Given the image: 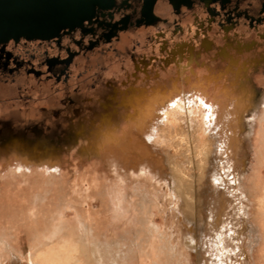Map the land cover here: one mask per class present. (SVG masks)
<instances>
[{
	"label": "rangeland",
	"instance_id": "374dc122",
	"mask_svg": "<svg viewBox=\"0 0 264 264\" xmlns=\"http://www.w3.org/2000/svg\"><path fill=\"white\" fill-rule=\"evenodd\" d=\"M28 52L36 51L31 49ZM78 72L79 75L77 76ZM84 72L81 65L79 71L75 72V81L80 79ZM30 76L32 75L21 74L22 78ZM252 77H250L249 82L250 88L256 89L260 93L262 89ZM41 79L50 81L52 85L43 89L35 84L37 78L34 77L33 83H23L22 87L16 88L13 93L0 94V120L3 122L7 121V116H4L7 111L14 112L13 118H11V120L14 119V123L20 122L23 120V116L18 115L19 110L28 108L29 104L33 107L38 105L46 108L48 106L47 101L43 102V100L49 99L52 102L53 98L51 99L50 95H57L59 92H63V94H59L60 100L57 103L53 101L49 107L53 112L57 108L64 109L54 116V118H59L58 124L45 122L43 125L39 121L35 122V120L25 118L27 121L24 120L25 122L20 123L23 126L21 129L14 132L3 131V135H0V148L2 149L13 137H18L24 141L48 140L51 142L50 145L54 147L55 154H59L56 160L60 162L55 170L46 167L44 161L37 162L38 159H33V165L28 167L18 162L15 169L17 181L13 185H0L2 190L0 193V264H135V256L128 252L129 249H132V230L135 231L140 228L142 239L150 232V223H147L145 219L143 221L139 214L142 205L151 207L153 218L160 226V233L154 235L153 239L155 242L157 241L155 247L157 248L159 244L162 248L161 252L164 257L162 263L171 261L170 259L175 262L178 259H174L177 255L168 254L170 253L168 247L179 244L184 233L177 215V206L181 199L180 186L176 175L172 173L168 156L169 154L176 155L182 166L191 162L190 156L183 152L182 147H188V143L192 142L194 134H196L198 147L194 155L196 166L191 171L197 173L199 178L196 184L190 182L189 193L194 198L198 197L199 199L203 198L205 194L217 196L219 203H221L222 197L225 199L224 210L221 209L220 211V208L217 207V209L213 208L212 211V218L217 216L218 222L216 220L206 222L208 211L205 209L202 212L204 215L206 214V217L202 216L205 223L197 222L195 226L194 220L188 222L189 229L186 233L194 236L197 243L196 263L260 264L263 262V258L260 254L258 255L257 249L263 247L264 250V238H259L257 227L259 225V228H264V205L262 207L257 206L255 200L264 194V113L262 110H259L260 112L254 110L252 113H248L244 117V127L239 124V139L238 142L235 141L236 123L234 116L248 103L247 97H244L245 94L243 95L239 91V102L237 103L234 96L216 97L217 94L215 96V93L212 92L211 95L215 97L210 100H215L216 103L220 100L221 104L214 116L213 114L206 118L201 116L200 119L195 117L191 124H186L189 128H185L184 122L183 124L175 122L169 129L163 114L161 121L165 127H160L161 122L155 125V120H153L152 126L147 128V134L136 139L134 129L129 126L140 121L139 117L130 119L129 123L128 121L124 122L126 127L121 130L119 127V130L118 128H104L102 130L107 131L101 132L102 130H99L96 132L93 127L94 123L91 122L96 116L94 115L93 119H90L89 127H82L79 123L82 121H78V118H74V116L71 118L73 113L69 111L72 110L71 107L78 108L80 104L74 103V105L69 106V109L64 106H68L66 96H73L72 94L78 91L80 83L74 81L65 86L64 82L55 81L53 78L41 77ZM0 84H14V82L0 81ZM107 85L112 88L111 82H108ZM257 87L260 91L257 90ZM144 89L147 91V87ZM38 94L40 97L36 98ZM105 98L108 99L103 95L101 99L104 101H99L102 109H105V106L109 104L105 102ZM62 101L64 103H61ZM206 103H210L209 100ZM259 106L260 104L258 108ZM128 107L131 108L130 105ZM151 111L148 114L155 115ZM28 122H31L32 125L24 127ZM99 122L100 119L96 123ZM31 126L35 130L30 129ZM43 127L46 129L44 130ZM123 132L125 139L116 140L115 136ZM96 135L100 138H97ZM106 140L108 143L104 145ZM223 144L229 146L226 150L227 155L220 153ZM240 144H243L242 149L237 147ZM86 146L94 150L101 147L99 148L101 154H92L97 159L94 160L98 164L95 167L101 165L100 167L110 171L113 166H107V162L117 166L113 178L122 180L120 190L123 198L121 202L116 204L115 202L118 201L115 200L116 197H111L108 193V197H111V199L109 198L111 200L110 208L108 207L109 202L106 206L102 204L97 207L98 198L101 199L100 190L95 195L92 194L93 197H86L79 201L73 197L75 195L74 189L64 186L68 182L71 184L74 179L76 183L73 182L72 185H78L82 194L84 191L93 188H90V185L93 186L92 184H94L93 181H88L84 173V169L91 168L89 165L83 164L89 156L82 153L83 148L80 147ZM109 156L114 158L111 161L105 159ZM136 160L139 162L136 163ZM12 161L10 157L5 158L0 154V173L8 170L9 165L13 163ZM132 164L135 167H132ZM256 170H258L257 175ZM249 171L255 177L252 185L246 186V194L240 191L236 182L233 181L237 175L240 177ZM97 173L103 174L104 171ZM52 174L60 175L59 177L62 178L59 185L56 184L58 182L56 179L52 180L50 176ZM135 175L138 178H134ZM128 176L131 178L129 179ZM79 177L81 178L79 179ZM48 178H51L52 183L48 182ZM62 185L64 188H61ZM128 197L132 199H128ZM78 202L84 206L85 213H88V209H98V216H101L102 219L100 223L104 228L107 223H111L112 237L110 241L117 244L115 253L118 256H116L115 261H111V258L102 253L100 238L98 239L91 232L85 231L82 226H79L76 219ZM127 206L128 208H126ZM202 206L205 208V204ZM78 212L81 213L80 210ZM107 212L114 214L109 215L110 217L107 219ZM58 215L67 220L66 224L62 225L56 220ZM252 215L260 217L256 221V228L251 225ZM143 218L145 217L143 216ZM102 229H100V237L105 231ZM65 243L69 244V251L67 252L62 250V245ZM141 262L139 264L144 261ZM153 263L154 260L146 259L143 264Z\"/></svg>",
	"mask_w": 264,
	"mask_h": 264
},
{
	"label": "flooded vegetation",
	"instance_id": "af4514ba",
	"mask_svg": "<svg viewBox=\"0 0 264 264\" xmlns=\"http://www.w3.org/2000/svg\"><path fill=\"white\" fill-rule=\"evenodd\" d=\"M261 2L262 0H102L88 19L71 29L73 37L80 36L79 43L65 35H55L48 39L19 38L0 41V67L16 66L15 72L6 73L5 78L0 79L14 82L0 84V94L13 93L23 83H33L34 77L37 78L35 84L43 89L50 87L52 83L41 77L62 81L66 86L75 81V72L79 71L81 65L87 72H92L97 64L103 63L106 70H102V77H117L114 81H109L112 88L106 86L101 78V88L99 84L97 90L86 92L92 97H84L86 93L80 90L79 94H72L77 99H82L83 96L88 102L79 105L80 108L76 107L74 113L69 110L73 113L71 118L74 116L82 121L79 122L82 127H89L90 119L96 115L91 122L94 123V129L102 130L106 127L100 125L102 121L96 124V118L102 120L118 110L122 113L127 110L126 115L131 118L139 105L137 95L146 98L145 101H140L144 103L139 106L145 108L143 112H147L150 108H155L150 104V95L155 92L167 93L172 87L181 86L182 82L189 85L205 81L204 84L210 87L205 91L209 92L222 91L225 86L231 87L234 83L233 90L239 91L241 81L247 80L250 87L251 76L255 80L256 75H264V8L261 7ZM151 29L156 30L151 32ZM64 30L61 29L59 33ZM147 35L148 41L145 37ZM135 38L141 41L134 57L131 53L129 56L135 59L137 66L145 63L146 67L143 75H136L135 72L132 77L127 53ZM162 41L164 45L160 48ZM31 49L36 52H28ZM22 73L33 77L22 78ZM99 76L96 72V78ZM88 77H91L90 74L75 82H82L85 87L88 85ZM121 77H127L126 81L121 83ZM144 87H147V91ZM189 88L192 85L187 88L191 91ZM61 93L63 94H49V97L57 103ZM103 95L108 98H105V102L109 103L105 109L99 103L104 101L101 99ZM38 97L40 94L36 96ZM43 102L48 104L46 108L29 104L28 108L19 110L18 115L31 114L30 117L21 115L26 121L36 119L35 122L43 124L54 119L58 124L59 118H54L53 110L49 107L51 100ZM64 106L69 109V106ZM4 115L13 118L10 111ZM122 121L129 123L130 119L123 118ZM125 127L121 123L119 128L121 130Z\"/></svg>",
	"mask_w": 264,
	"mask_h": 264
},
{
	"label": "bare ground",
	"instance_id": "6f19581e",
	"mask_svg": "<svg viewBox=\"0 0 264 264\" xmlns=\"http://www.w3.org/2000/svg\"><path fill=\"white\" fill-rule=\"evenodd\" d=\"M254 60H256V59H254ZM243 65H244V63H243ZM238 69H240V68H238ZM238 78H240V77H238ZM186 80H188V79L186 78ZM246 81L247 80H245L244 82L239 81L240 83H239V87H238L239 91L243 95L245 94L244 97H247L248 103L245 105V107L243 109L239 110L238 113H236L234 116V121L236 123V125H235L236 129L234 132L235 133L234 134L235 135L234 140L237 142L239 139V128L238 127H239V124L240 125L242 124L241 126L244 127V122H245L244 117L246 115H248V113H252L254 110H257V112L259 110H262V112L264 113V75L258 74L255 76L256 83L259 85V87H261L260 89H262L260 91L259 87H257L258 88L257 90H259L260 93L258 91H256V89L250 88L249 85L246 84ZM171 82H172V80H171ZM204 82H202V83L201 82L200 83L194 82V83H191L189 85H186L187 84L186 82H184V83L182 82L181 86H178V87H175L174 85H173L174 87L171 86L172 89L170 88L171 90H169L167 93H164V94H163V92L161 94L158 92L153 93V95H150V99H149L150 104H153L155 107V108L152 107L149 109V111L152 110L151 113H155V115H152V116L150 113L148 114L149 111L143 112V110L145 108H142L139 106L140 104L144 103V102H140V101H145L146 98L143 95L142 96L137 95L136 101L138 102L139 105L137 106V110L131 115L132 116L131 118H129L126 115L127 110L123 113H122V111L118 110L115 114L110 113L109 116L108 115L105 116L104 119L101 118L102 120H100V121H102V122L100 123V125L102 127H106V129H110V128L116 129V128L120 127L121 123L123 124V121H122L123 118L133 119L135 117L136 118L139 117L140 121H138L137 123H133L132 126H129L131 129L132 128L134 129L135 137H136V139H138V137L145 136L147 134V128H150L152 126L153 120H155V125H157L158 123L161 122L160 127L161 128L165 127V124L161 121V117H163V114L167 120L166 126L169 129H171L172 128L171 126L174 125L175 122H179L181 124H183V122H184V124L186 125V124H191L194 121L195 117L200 119L201 116L204 118L210 117V116H212V114L214 116V114L217 112V109L221 105L220 100L219 101L217 100L218 101L217 103L215 100H213V101L210 100L213 97H215L216 94H217L216 97H218V96H222V97L223 96H226V97L234 96L238 100L239 91H236V89H234L235 91H233V86H234L233 82H232L233 84L231 85V87H229L230 85L229 86L227 85V86H225V88L226 87L227 88L226 89L224 88V90H222L221 92L214 90L213 93H215V96L211 95L212 92L205 91V89L210 88V87L206 86L204 84ZM191 85H192V88H189L191 90V91H189L187 88H188V86H191ZM217 87H218V85H217ZM230 88H232V89H230ZM220 90H221V88H220ZM222 93H223V95H222ZM259 94H260V97H259ZM161 96H163V97H161ZM125 100H126V98H125ZM208 100L210 103H206ZM237 100L235 102L238 103L239 100L238 101ZM257 101H258V104H256ZM259 104H260V106L258 108ZM247 106H250V107L247 108ZM140 109L142 111H140ZM257 112H255V113H257ZM21 115H24V114H21ZM30 115L31 114H29L27 116L30 117ZM27 116L24 115V117H27ZM149 117L151 119H147ZM95 120H98V118H96ZM185 128H189V126L186 125ZM33 129L35 130V128H33ZM99 130L96 129V132ZM104 131H107V130H102L101 132H104ZM124 136H125V134L123 132L120 135H117L115 137H116V140H120V139L123 140V139H125ZM195 136H196V134L193 135L192 142L188 143L187 148H185V146L182 147L183 152L190 156L191 162H188L182 166V165H180L176 155H170L169 154V156H168L169 157L168 161L171 165L170 168H172V173L174 175H176V177L178 179L179 186H180L181 199H180V202L177 206V215L179 217V220L181 223V228L183 229V233H184L183 239L180 241L179 244H177L175 246L168 247L169 248L168 250L170 251V253H168V254L173 255V256L177 255L174 259H176V258H178V259L175 260V262L172 261V259H170L171 261H166V259H165L166 262L162 263V259H164L162 252H161L162 248H160L161 246H159V244L157 245L158 247L156 248L155 243L157 241L155 242L153 239L154 235L160 233V230H161L160 226L156 223V221L153 218L154 215H153V211L150 209L151 207H144L142 205L140 210H139V214L141 215V219L143 221L145 219V221L147 223H150V232L147 231L148 234L142 239L140 236L141 235V229L140 228L139 229L137 228V230H135V231L132 230V233H133L132 234L133 235L132 236V238H133L132 242L133 243L131 244L132 249H129L128 252L131 255L135 256V264H139L141 261L145 262L146 259L154 260L155 264H197L196 263L197 262V243H196V239L194 236H192L188 232L186 233V231H188V229H189L188 228V226H189L188 222L191 220H194L195 226L197 225V222H199L201 224L205 223L202 220V216L206 217V214L204 215L202 213V212H204V209L208 211V215H207L208 220L206 222H208V221L211 222V221H215V220H216V222H218V219L216 218L217 216H214L212 218L213 208L217 209V207H219L220 211H221V209L224 210L223 204H224L225 199L223 197L221 198L222 199V201H221L222 204H221V203H219L217 196H216L217 197L216 198V197L208 196L207 194H205V196L203 198L201 197L199 199L198 197L194 198L193 195H191L189 193V186L191 185L190 182H192L193 184H196L198 181V178H199L197 173L191 171V169L194 168V166H196L194 155H195L197 147H198V142L196 141ZM97 138H100V137L97 136ZM142 139H144V138L142 137ZM107 143H108V140H106L105 143H103V144L106 145ZM50 144H51V142H49L48 140H45V139H43L41 141H39V140H37V141H30V140L24 141L18 137L11 138V141L8 142L6 146H4L5 148H3V149L0 148L1 149L0 150L1 156H4L5 158L10 157L13 160L12 161L13 163H11V165H9L8 170L4 171L3 173H0V179L2 180L0 185L1 184H7V185L12 184L13 185V183L17 181L15 169L17 167L16 165H18L17 164L18 162L19 163L21 162V164L23 163L25 166L28 167L29 165H33V163H34V162H32L33 159H35V160L38 159V160H36L37 162H43L44 161L46 167H48L52 170H55L58 163H60L58 160H56V157L59 154L58 153L55 154V150H53L54 147ZM232 145H234V143H232ZM256 146H257V143H256ZM97 147H99V146H97ZM228 147H229L228 145L223 144V148H222L220 153L227 155L228 152L226 150ZM237 147L239 149H242L243 144H240V146H237ZM80 148H83V150L81 151L82 153L86 154V156H89L88 160L87 159L84 160V163H83L84 165H89L91 167L89 169L88 168L84 169L85 176L87 177L86 179H88V181H91V182L93 181V183L95 185L92 184L93 186H91L89 184L90 188H92V187L93 188L90 189L89 191L88 190L84 191L83 194L80 191L81 188L78 185H76V184L72 185L73 182L76 183V180H74V179H73V182L71 184H69V182L67 181L68 183H66V185H64V186H68L70 188L72 187V189H74L73 192H75L74 193L75 195H73V197H75L79 201L83 198H86V197L87 198L93 197L95 195V193L100 190L101 199L98 198L97 207H100L102 204L104 206H106V204L109 202L108 207L110 208V203H111L110 199L113 196L116 197L115 200H118L117 202H115L116 204L121 202V200L123 198L121 190H120L122 180H117V179L113 178V175L116 174L117 166L115 164H112L111 162H107L106 163L107 166L108 165L113 166V169L110 171H109V169H104L103 167H100L101 165L99 167H95L98 164L94 160H97V159H95L92 156V154L93 153L101 154V151H99V148H101V147H99L97 150H94L91 147L89 148L88 146L80 147ZM112 158H114V157H112ZM112 158L109 156V157H106L105 159L111 161ZM138 162L139 161L136 160V163H138ZM118 167H120V166H118ZM132 167H135V165L132 164ZM100 170L104 171V173L103 174L97 173L98 171L101 172ZM105 170H108V171H105ZM60 171H59V173H60ZM257 173H258V170H256V175H257ZM50 176L52 177V180L56 179L58 181V182H56V184H58V185L62 181V178L59 177L60 175L55 176L52 174ZM128 177H129V179L131 178V176H128ZM135 177H137V175H135L134 178ZM254 177L255 176L253 175V173L251 171H249V172L241 175L240 177H238V175H237L234 178L233 182H236L240 191H243L246 193V186L252 185ZM80 178L81 177H79V179ZM155 178H158V176H155ZM47 180L49 183H52L51 178H48ZM214 183H216V182H214ZM64 186L62 185L61 188H64ZM1 191L2 190L0 188V193H1ZM108 193L110 194L111 197H108ZM263 193H264V190H263ZM92 194H94V195L92 196ZM130 197H128V199ZM235 197H236V195H235ZM130 199H132V198H130ZM193 199H195V200H193ZM142 200H144V199H142ZM70 201H72V200L70 199ZM124 202H123V204H124ZM203 204H205V208L202 206ZM255 204L259 207H262V205H264V194H263V196H261L260 198L255 200ZM132 206H134V205H132ZM83 208H84V206L81 205V203H79V205L76 208L77 209L76 210V212H77L76 213L77 214L76 219L78 221L79 226H82L83 230H85V231L87 230V231L91 232L93 235L98 237V239L100 238L99 242L102 243V245H101L102 253L105 256L111 258V261H115L116 256H118L115 253V249L117 247L116 246L117 244L112 243V241H110V239L112 237L111 236L112 230L110 228L111 223H107L106 227L104 228L103 225H101L102 223H100V220H102V219L100 218L101 216H98V209H88L87 208L88 213H85ZM126 208H128V206ZM78 210H80L81 213L78 212ZM255 211H256V208H255ZM107 213H108V215H106L107 219H109V217H110L109 215L114 214L112 212H107ZM57 214H58V212H57ZM58 216L59 217L56 220L58 222L62 223V225L66 224L67 220L64 219L63 216H60V215H58ZM143 216L145 218H143ZM251 219H253V220H251L252 221L251 222L252 227L256 228L257 227L256 221L258 219H260V217L259 216L255 217L252 215ZM137 223H138V221H137ZM140 224H141V222H140ZM101 227L104 229H102ZM100 229L105 230L102 232L101 237L99 236L100 235ZM257 230H258L259 238H261V237L264 238V228L263 227L259 228V225H258ZM139 237H140V240H138ZM160 245H162V244H160ZM62 248H63L62 249L63 252L69 251V244L65 243L64 245H62ZM257 251H258L257 252L258 255L260 254V256H262V258H263V262H261L260 264H264L263 247H261V249H259V250L257 249Z\"/></svg>",
	"mask_w": 264,
	"mask_h": 264
},
{
	"label": "water",
	"instance_id": "95a60500",
	"mask_svg": "<svg viewBox=\"0 0 264 264\" xmlns=\"http://www.w3.org/2000/svg\"><path fill=\"white\" fill-rule=\"evenodd\" d=\"M102 0H0V41L48 39L79 25Z\"/></svg>",
	"mask_w": 264,
	"mask_h": 264
},
{
	"label": "crops",
	"instance_id": "0c3cea01",
	"mask_svg": "<svg viewBox=\"0 0 264 264\" xmlns=\"http://www.w3.org/2000/svg\"><path fill=\"white\" fill-rule=\"evenodd\" d=\"M156 29H151V32H154ZM151 35H152V33H151ZM155 35H156V33H155ZM149 36H150V34H149ZM146 37V40L148 41V39H149V37H148V35L147 36H145ZM151 39L153 38L152 36L150 37ZM140 39L139 38H135L134 39V43H132L131 44V47L130 48H128V51H129V53H127V56H128V59H129V62L131 63V70L129 71L130 73H131V76L133 77L134 76V73L136 72V75L138 74H141V75H143L144 74V72H143V70L145 69V63H143V64H138V66H140V68H138V66H137V64H136V62H135V59H131L130 58V56H129V54L131 53V56H133L134 54H135V52H136V49H137V46L140 44ZM176 42H178V41H176ZM163 45H164V41H162L161 43H160V48L161 47H163ZM111 51H114L113 49L111 50ZM144 51V50H143ZM134 57V56H133ZM138 58V57H137ZM150 59V58H149ZM137 61H138V59H137ZM83 67V70L85 71L84 72V74L82 75V77L80 78V79H84L88 74L87 73H89L90 74V76L92 77V75H94V77H92L91 79L88 77V80H89V82H87L88 83V85L86 86L85 85V87H83L84 86V83H82V82H80V85H79V89H78V91L76 92V94H79L80 92H87V90L88 91H95V90H97V88L99 87V84H101L100 85V88L102 87V83H100L99 81H101V78H103V80H102V82L105 84V85H107V83L109 82V81H114L115 79H117V77H115V76H105V77H102L104 74H101L104 70H106V66H104V64L103 63H100V64H97L96 65V67L95 68H93V71L92 72H87V70H86V68L84 67V66H82ZM103 70V71H102ZM126 70V69H125ZM87 72V73H86ZM96 72H98L99 73V77H97L96 78ZM136 75H135V77H136ZM131 77V80L133 79ZM126 79H127V77L125 78V77H121V79H120V81H121V83L123 82V81H126ZM79 90H80V92H79ZM84 97H92V95H90V94H88V93H86V95H83ZM82 96V99H77L76 98V100L74 101V103L75 104H77V103H79L80 104V106H82L81 104H85V103H87L88 102V100H85V98ZM97 97H99V96H97ZM259 97H260V94H259ZM82 102V103H81ZM80 106L78 107V108H80ZM11 112V111H10ZM12 114L14 113V112H11ZM16 115V114H15ZM5 116V115H4ZM13 120L14 119H12L11 120V117H7V121L5 120L4 122H3V120H0V135H3V131H8V132H14V131H16V130H19V129H21V127H23L20 123L21 122H23L24 120H21L20 122H13ZM25 122V121H24ZM31 122H28V124H26L24 127H26V126H30V125H32V124H30ZM34 123V122H33ZM30 129H33V126H31L30 127ZM6 133V132H5ZM1 143V142H0ZM3 144V143H2ZM0 147H1V144H0Z\"/></svg>",
	"mask_w": 264,
	"mask_h": 264
},
{
	"label": "snow or ice",
	"instance_id": "6c2138e0",
	"mask_svg": "<svg viewBox=\"0 0 264 264\" xmlns=\"http://www.w3.org/2000/svg\"><path fill=\"white\" fill-rule=\"evenodd\" d=\"M261 7L264 8V0H262L261 2ZM90 23V22H88ZM60 27L62 29H65L63 33H57V36L59 35H65V36H69L71 39H73L76 43H79V40H80V36L79 35H76V36H72V25H60ZM59 43V41H57ZM16 71V66H12V67H0V79H2L4 77V75L6 73L8 74H11L12 72H15ZM68 102V106H72L74 105V101L76 100V97L75 96H66L65 98ZM61 103H64L63 101ZM72 108V112L74 113L75 111V108L74 107H71ZM64 109H61V108H57L54 110L53 112V115H57L59 113H61ZM60 118H62V116H60ZM42 119V118H41ZM55 120H51L50 123L54 122Z\"/></svg>",
	"mask_w": 264,
	"mask_h": 264
}]
</instances>
